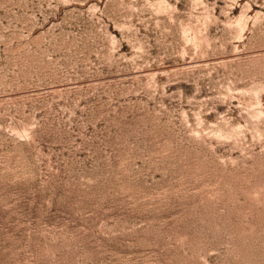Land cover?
<instances>
[{
  "label": "rangeland",
  "instance_id": "1",
  "mask_svg": "<svg viewBox=\"0 0 264 264\" xmlns=\"http://www.w3.org/2000/svg\"><path fill=\"white\" fill-rule=\"evenodd\" d=\"M0 264H264V0H0Z\"/></svg>",
  "mask_w": 264,
  "mask_h": 264
}]
</instances>
